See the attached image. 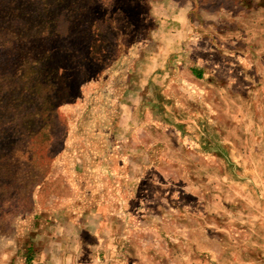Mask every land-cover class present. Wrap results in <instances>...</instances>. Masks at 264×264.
Here are the masks:
<instances>
[{
	"label": "rangeland",
	"instance_id": "obj_1",
	"mask_svg": "<svg viewBox=\"0 0 264 264\" xmlns=\"http://www.w3.org/2000/svg\"><path fill=\"white\" fill-rule=\"evenodd\" d=\"M11 1L0 264H264V0H29L27 16ZM182 21L171 70L132 93ZM16 27L58 70L36 91L7 54Z\"/></svg>",
	"mask_w": 264,
	"mask_h": 264
},
{
	"label": "trees",
	"instance_id": "obj_2",
	"mask_svg": "<svg viewBox=\"0 0 264 264\" xmlns=\"http://www.w3.org/2000/svg\"><path fill=\"white\" fill-rule=\"evenodd\" d=\"M30 2L29 0H17L15 1H11V4L8 5V10L9 12H14L16 13H20V12H26L27 10L30 9ZM45 10L47 11L46 8L43 9L44 11V15L45 17H47V12H45ZM5 10H1L0 8V30L3 28L2 26V17H5L6 13H4ZM23 12V13H24ZM29 11L26 13L28 15ZM25 14V13H24ZM25 14V16H27ZM21 16V15H19ZM42 21H46L44 19H42ZM47 23L48 20L46 21ZM25 28V27H24ZM47 31L50 32V26L47 25ZM9 31L12 33V38L15 41V49H12L10 52H7L8 55L12 56V55H17V53L19 55H17L21 60H24L25 63H29L28 65V69H27V73H29V75L31 76V78L34 80L32 85H26L25 84L22 86V88L25 87H29V89H35L36 91V86H39V84L43 83L45 77H53L54 75L58 74V70L56 69V66H50L49 61L52 59L51 54H49V51L45 50V51H41V53L39 52H35L34 50V46L31 44L30 40L28 39V35L26 33L27 28L25 31H23V29H20L18 27H16V29H9ZM28 61V62H26ZM20 70V73L24 72V69H18ZM30 81V80H28ZM15 87L21 88L19 85H15ZM22 88L20 89V92L23 95H33L34 93H29V92H25L26 94L23 93ZM38 93V92H36ZM35 93V94H36ZM40 99L43 100L44 105L47 104V108L45 109L47 112L46 116H42L43 120H46L47 117L50 116V113L53 115L54 113V108L52 101L47 97H40ZM40 107H36V110L33 112V115H41L44 113V111L40 110ZM37 120V121H36ZM38 122V123H37ZM32 123H36V128L38 129V133L43 132V126L42 125V121L40 119H34L31 122H29V125H31ZM29 127V126H28ZM44 133V132H43ZM42 133V134H43Z\"/></svg>",
	"mask_w": 264,
	"mask_h": 264
},
{
	"label": "crops",
	"instance_id": "obj_3",
	"mask_svg": "<svg viewBox=\"0 0 264 264\" xmlns=\"http://www.w3.org/2000/svg\"><path fill=\"white\" fill-rule=\"evenodd\" d=\"M184 22H186V21H184ZM184 22L182 21V23L180 24V27L175 28V31L178 30V28H180V34L179 35H175L176 32H175V34H173V32H171V30H170V33L168 32V38L171 39V37H173L174 38V39L172 38L173 42L169 43L166 46L163 44H162V46H160V44H159L160 41L157 37L156 40H157L158 46H159L158 53H155L154 55H152L150 57H142L141 59H139L136 62L138 64V66L140 67V71L138 72V76H140V79H141V77H144V78L138 84H136V85L134 84L131 86L132 90L134 89L132 91L130 88V91H132V93H134V94L140 93L141 94L142 88L148 85L150 79H155L158 76L159 77L163 76L166 73V71L171 70V68H172L171 62L173 60L172 56H174L176 54L174 52H176V50H178L177 48H179V46H180L179 41L177 43L176 40H177V38L181 39V37H183V36L185 37L186 32L184 33V35H183V32H184V30L187 31V29H188V24H185ZM161 26L162 27H160V29L158 28L157 31L164 30V28H163L164 25L161 24ZM161 32H163V31H161ZM180 51H181V49H180ZM181 58H183V55L181 56ZM191 66H190V71L193 73V75L195 77L203 78L207 74L205 66L204 67H200L197 65H194V67H191ZM157 73H159V74H157Z\"/></svg>",
	"mask_w": 264,
	"mask_h": 264
}]
</instances>
